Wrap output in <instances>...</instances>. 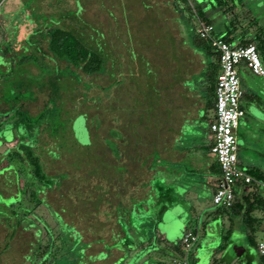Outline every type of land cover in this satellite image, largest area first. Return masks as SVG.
<instances>
[{
    "label": "rangeland",
    "instance_id": "rangeland-1",
    "mask_svg": "<svg viewBox=\"0 0 264 264\" xmlns=\"http://www.w3.org/2000/svg\"><path fill=\"white\" fill-rule=\"evenodd\" d=\"M124 1L0 0V41L3 43L9 41L13 45L11 46L13 48H8L6 52H29L32 41L22 40V36L26 35L24 32L26 26H29L28 29L35 26L42 27L46 22L48 28L55 24L66 28L70 20L78 29L80 41L100 53L103 59L99 73L94 79L96 83L92 80L88 82V77L82 79L80 75L71 76L70 73L59 69L53 72L60 80L58 91L62 102L60 105H54L51 100L49 110L44 116L47 121L46 133L61 146V156L59 160L51 161L46 158L43 162L46 172L62 173L57 175V179L61 180L59 186L53 187L46 193L45 197L49 205L43 204L32 209L35 215L43 218L51 227V234L49 232L48 237L42 230L41 244L47 241L48 251H55L53 247L58 248L53 264H141L143 261L145 264H158L155 259L162 264H174L173 260L185 262V264H261V255L255 251V242L259 236L258 216L261 208H255L251 212V215L257 218L253 224V232H250L249 226L244 223L240 215L233 214L230 209L212 205L209 193L204 190L199 191L200 194L187 193L180 198L173 193H167L169 198L167 197L163 202L171 201L170 203L176 205L163 212L160 211V204L155 203L154 198L151 201L153 193L141 199H131L133 211H137V215L130 216L131 225L136 230L129 233L128 225H125L126 223L122 225L124 232L129 234L127 247L123 245L125 238H122V232L114 230L113 225L107 221L115 212L121 222L125 221L124 212L130 213L128 207H123L122 200H118L120 204L116 206L115 200L112 203L109 202L113 174L118 176L124 168L123 165L116 162L118 164L109 166L107 151L98 152L97 150L99 146L108 148L110 145L107 134V60L109 52H114V48L111 40L108 39V22L110 18L113 19V9L117 12L121 10ZM233 1L234 5L228 2L229 10L226 14L228 23L230 22L237 30L247 28L246 31L249 32H254L258 26L264 28V0ZM189 2L185 6L188 8L190 17L192 16L196 22L194 29L189 31L191 37L194 38L196 34L198 22L207 23L197 14L198 3H202L200 8L206 11L204 16L211 21L214 33L221 30L222 17L218 15V11L210 7L212 0H189ZM26 13L30 16H26ZM19 24L23 27L18 30ZM27 33L28 36L32 34L31 31ZM28 36L25 37L28 38ZM19 42L24 46L23 48L15 45ZM41 46H44V42ZM6 52L0 49V55ZM239 73L240 87L244 94L240 99V106L244 115L238 119L235 129L237 164L245 168L259 166L254 168L264 174V112L253 102L254 96L264 98V79L250 74L243 68L239 69ZM195 76L197 78L198 73L193 75ZM5 80L2 79L0 82L2 86L0 92L7 95L10 86L6 85L8 82ZM68 81H77L78 88L75 92L70 88ZM29 105L26 108L34 112L38 103ZM209 116L207 114L204 118L205 127ZM23 124V120L19 121L18 129ZM205 134H210L209 130ZM7 145L9 143L0 141V152ZM111 152L117 153L114 149ZM142 158L144 161L141 160ZM142 158L137 157L136 163L147 162V155H142ZM149 159H152L151 166L146 167L148 174H145V178L147 182L153 184L152 187H155L157 181L154 173L155 155L150 154ZM4 165L5 162H2L0 167ZM140 172H143L141 167ZM151 172L152 174H149ZM122 181L123 179L120 182ZM7 190V192L3 191L5 197L10 193H16L14 184ZM139 200L141 202H138ZM17 205L33 208V204L26 195H22L11 203L12 208ZM3 216H6L5 212ZM26 218L36 221L32 214H27ZM61 220L67 223L63 224ZM68 223L73 224L72 227L75 226L78 230H70ZM185 225L197 234L195 246L193 244L186 252L182 250V255L168 254L157 238V234L164 229L167 231L166 238L176 237L177 230L181 231ZM33 227L35 226L27 228V223L21 222L16 227L14 236L7 240L8 246L2 249V244L6 242V229L0 224V264H37L34 261L37 245L30 243L34 239ZM40 227L47 231L44 225L41 224ZM59 232L62 233L54 238ZM68 236H71L73 248L71 251L67 248L70 243ZM115 236L117 240L114 239ZM248 236L251 237V241ZM138 242H142V246L148 249H143L133 256L136 251L135 246L139 245ZM233 246L243 249L239 256H234ZM45 264H52V262L48 260Z\"/></svg>",
    "mask_w": 264,
    "mask_h": 264
},
{
    "label": "crops",
    "instance_id": "crops-1",
    "mask_svg": "<svg viewBox=\"0 0 264 264\" xmlns=\"http://www.w3.org/2000/svg\"><path fill=\"white\" fill-rule=\"evenodd\" d=\"M123 4L118 12L113 9V19L108 22V39L114 48L107 60L110 145L108 148L99 146L97 150L107 151L109 166L119 162L124 167L118 176L113 174L109 202L115 200L116 206L122 200L123 207L130 209V213L124 212L123 223L127 225L131 214L137 215L130 202L133 198L137 200L153 193L152 198L163 212L176 205L171 201L163 202L169 198L167 193L180 198L204 190L211 196L218 169L213 168L216 162L210 152L211 139L205 133L213 118L212 85L218 64L214 49L197 46L194 43L197 35L193 38L189 34L196 22L190 17L186 4L176 0H125ZM202 12L206 13L204 9ZM39 47V51L47 53L45 45ZM53 65L64 67L62 62H53ZM29 72L35 77L38 69L30 65ZM197 73L198 77H193ZM42 82L46 84V76ZM31 88L36 94L31 104L38 103L41 93L35 84ZM42 92L47 94L46 86ZM253 102L264 112V98L257 96ZM207 114L210 116L205 127ZM110 148L117 153L112 154ZM150 154L156 158L155 187L145 178L146 167L151 166ZM142 155L148 156L147 162L136 163V158ZM238 166L245 170L250 168ZM246 193L245 187L238 186L235 201L242 202ZM111 216L107 221L114 230L120 231L122 223L117 213ZM185 228L186 225L181 231L177 230L176 237L166 238L164 229L157 234L165 252L174 254L171 244L180 242Z\"/></svg>",
    "mask_w": 264,
    "mask_h": 264
},
{
    "label": "trees",
    "instance_id": "trees-1",
    "mask_svg": "<svg viewBox=\"0 0 264 264\" xmlns=\"http://www.w3.org/2000/svg\"><path fill=\"white\" fill-rule=\"evenodd\" d=\"M176 1L182 4L187 3L186 0ZM228 2H230L231 5H234L233 0H212V2H210L212 5L209 3L210 7L215 9L214 11H218V15L222 17L220 22V26H222L221 30L215 34L220 36L222 40L234 45H245L250 41L254 42L253 44L262 63L264 64V28L258 26L254 32L246 31L247 28L239 30L235 29L234 26L226 20V14L229 10ZM201 4L202 3H198L197 14H199L201 18L205 19L207 23H211V21L204 16L202 9L200 8ZM26 16H30V14L26 13ZM48 24H50V22H48ZM67 24L66 28L57 24L48 28V26H46V22L42 27L35 26L34 28L30 27L28 29L29 26H26L24 28L26 35L28 36V31H31L32 33L28 36V38L25 37L26 35L22 36L23 41L27 39L32 41L29 45V52L27 53L6 52L8 48H13L11 47L13 45L9 41L6 42L7 45L6 43L0 41V49H2L3 52H6L0 55V82L2 79H6L5 81L8 82L6 85L10 86V89L8 90L9 93L7 95L4 92H0V141L9 143V145L5 146V148L0 152V165L2 162H5V165L0 167V224H2L6 229V242L2 244L1 247L2 249H5L8 246L7 240L14 236L16 227H18L21 222H26L27 228L35 226L32 231L34 239L33 242L30 243H35V245H37V252L34 255V261L37 262V264H45L48 260H50L53 264L58 254L57 247H53L56 252L53 250H47L49 247L47 241L45 244H41L40 239L42 230L48 237L51 227L43 218L35 215L32 211V209L38 207L39 205L48 204L45 197L47 191L51 190L53 187H58L61 182L60 179H57V175L62 172L56 171L51 174L46 172L44 167L45 163L43 162L46 158L51 161L59 160L61 156V146L58 145V142L52 140L46 133L47 121L44 116L49 110L51 100L54 105H60L62 102L58 91L60 87V80L58 76L53 74V72L55 73L59 69L60 71L70 73L71 76L80 75L79 77L82 79L88 77V82H95V76L98 75L103 62L100 53L80 41L77 33L78 29L75 28L74 23L68 20ZM17 27L19 30L20 27L23 26L19 24ZM194 41L197 46L211 48L209 42L204 39L196 37ZM43 42L45 50L47 51L46 54L43 51H39V46H41ZM15 45L19 46V48L20 46H22V48L24 47L20 42ZM215 54L217 55L216 52ZM53 62H62L64 67L60 68L59 66H55L53 65ZM30 65H33L38 69L35 77L29 72ZM44 76L47 77L46 84H43L42 82ZM214 80L212 90L214 87ZM33 84L36 85L37 91L41 93V99L39 100L35 111L31 112L29 108H26V106H30L29 104L35 101L36 94L31 88V85ZM68 84L74 92L78 88L77 81H71ZM45 86L48 89L46 95L42 92ZM0 89H2L1 85ZM242 96H244L243 93L241 94L240 99ZM253 98L256 97L254 96ZM22 120L24 121V124L21 128L19 127L20 129H18V122ZM213 168L214 170L218 169L217 164L213 165ZM246 172L252 178L264 181V174L257 168L250 167L246 169ZM12 184L15 185L16 193H10L6 197L3 196V191L7 192V189L10 188V185ZM22 195L27 196L28 200L33 204V208H26L21 205H17L15 208H12L11 203L18 200ZM152 200L153 198H151V201ZM245 205L247 207H244ZM262 205V198L258 194L256 188H253L245 195L242 202L234 201L231 206L223 208L230 209L233 214L236 215L240 213V218L246 225L249 226L248 230L253 232V224L256 217L252 216L251 212L255 208L260 209ZM4 212L6 214L5 217L3 216ZM27 214L34 215L36 221L33 222L31 219H27ZM61 221L63 224L67 223L63 220ZM121 223L120 232L123 234L122 238H125L123 245L127 247L129 246V234L124 232L122 227L124 223L123 221ZM41 224L47 228V231L40 227ZM68 224L71 227L69 228L70 230H78L75 226L72 227L73 224ZM127 225L131 228V230L127 232L131 233L132 230H136H134L131 222ZM60 233L62 232H59V234H57L54 238H57ZM69 234L70 232L68 235ZM67 238L70 239L68 240L70 243L67 248L71 251L73 249L71 247V236H68ZM114 239L117 240L116 236ZM249 240H252L251 237H249ZM141 243L142 242H138L139 245H136L137 248L135 246L134 249H136V251L133 256L139 254V252L143 249H148L147 247L145 248V246H142ZM171 250L177 255H182L180 242L177 244H171ZM261 258V264H264V257L261 256ZM155 262L159 264L160 261Z\"/></svg>",
    "mask_w": 264,
    "mask_h": 264
},
{
    "label": "built area",
    "instance_id": "built-area-1",
    "mask_svg": "<svg viewBox=\"0 0 264 264\" xmlns=\"http://www.w3.org/2000/svg\"><path fill=\"white\" fill-rule=\"evenodd\" d=\"M196 35L209 42L217 53L218 64L213 87V118L208 125L210 152L218 166L210 202L215 206L229 207L235 201V189L238 186L245 187L247 193L256 188L263 205L258 216L260 227L255 251L264 257V181L252 178L245 169L237 165L235 135L238 119L243 115L240 107L242 91L239 69L245 68L250 74L264 79V64L253 43L245 45L228 43L214 33L210 23L198 22ZM196 238L197 234L194 231L185 228L180 238L182 250L186 252L190 249Z\"/></svg>",
    "mask_w": 264,
    "mask_h": 264
},
{
    "label": "water",
    "instance_id": "water-1",
    "mask_svg": "<svg viewBox=\"0 0 264 264\" xmlns=\"http://www.w3.org/2000/svg\"><path fill=\"white\" fill-rule=\"evenodd\" d=\"M243 249L240 247L233 246V252L236 256H239L242 253Z\"/></svg>",
    "mask_w": 264,
    "mask_h": 264
}]
</instances>
